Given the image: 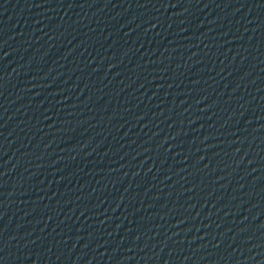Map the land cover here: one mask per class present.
I'll list each match as a JSON object with an SVG mask.
<instances>
[{
    "label": "water",
    "instance_id": "95a60500",
    "mask_svg": "<svg viewBox=\"0 0 264 264\" xmlns=\"http://www.w3.org/2000/svg\"><path fill=\"white\" fill-rule=\"evenodd\" d=\"M0 264H264V0H0Z\"/></svg>",
    "mask_w": 264,
    "mask_h": 264
}]
</instances>
